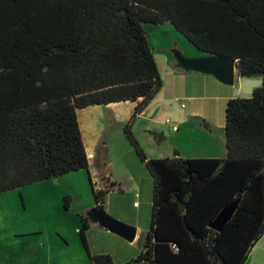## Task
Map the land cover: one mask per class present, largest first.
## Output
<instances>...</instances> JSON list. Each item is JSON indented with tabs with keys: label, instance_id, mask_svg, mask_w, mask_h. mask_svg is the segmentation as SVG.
<instances>
[{
	"label": "trees",
	"instance_id": "trees-1",
	"mask_svg": "<svg viewBox=\"0 0 264 264\" xmlns=\"http://www.w3.org/2000/svg\"><path fill=\"white\" fill-rule=\"evenodd\" d=\"M165 24L203 55L235 59L240 76L261 78L250 97L227 102L224 158L174 150L153 159L134 136L163 87L145 28ZM122 102L137 103L123 130L152 178L150 228L135 261L246 264L264 236V0H0V193L89 171L79 112ZM90 184L96 210L109 191ZM82 222L90 259L114 264L90 254Z\"/></svg>",
	"mask_w": 264,
	"mask_h": 264
},
{
	"label": "rangeland",
	"instance_id": "rangeland-1",
	"mask_svg": "<svg viewBox=\"0 0 264 264\" xmlns=\"http://www.w3.org/2000/svg\"><path fill=\"white\" fill-rule=\"evenodd\" d=\"M145 30L164 80L167 78L169 63L161 53L169 51L174 55V49L188 57L203 55L171 24L147 25ZM236 78L233 90L240 87L239 76ZM244 81H257V86H262L260 77L244 78ZM251 95L252 91L249 94L243 91L240 98H248ZM182 103L187 104L186 101ZM104 111L97 115L95 125L103 128L101 131L104 133L105 147L100 149L105 148L106 156L100 154L99 157L97 154L95 159L92 157L91 168L93 171L98 168L109 172L107 176L110 177V182H117V187L113 188L114 191L106 195L99 205L115 220L136 228L139 238L131 243L96 226L89 227L86 237L92 250L96 248L105 254L113 255L114 264H120L122 257H128L132 264H142L135 260L141 251L139 241L150 228L152 178L127 139L123 130L125 124L108 117L109 111H105L104 116ZM82 112L83 110L80 111ZM133 133L149 158L160 155V150L153 147L156 142L153 135L149 140L147 133L139 128ZM131 176L137 180V186H134ZM97 181L99 186H102V177H97ZM66 197L68 201H65ZM94 206L96 201L86 170L67 174L50 182L0 193V264H34L37 260L36 250L48 252L49 248L52 249H49V253L53 256L49 264H94L87 256L79 234L83 225L82 217L88 218V213ZM24 234L35 235L23 237ZM64 238L68 245L62 248L59 245ZM261 241H264V236L249 255L248 261L250 260L251 264H264V248H261Z\"/></svg>",
	"mask_w": 264,
	"mask_h": 264
},
{
	"label": "crops",
	"instance_id": "crops-1",
	"mask_svg": "<svg viewBox=\"0 0 264 264\" xmlns=\"http://www.w3.org/2000/svg\"><path fill=\"white\" fill-rule=\"evenodd\" d=\"M161 55L164 56L169 63L166 72L167 78L164 80L161 74L163 87L152 103L137 117L133 126V131L136 128L145 131L148 135V139L152 137V133H161L164 135V142L161 144L155 142L153 145L154 148L160 150V155L153 159L173 157L174 150L178 151L180 155L185 158L221 159L226 157L225 127L227 102L232 98H240L241 92L243 91H246L248 94L251 93V91L253 92V90L258 87L257 85H259V83L257 81L246 83L244 77L240 76L238 73L240 87L239 89L235 88L233 90L232 88H234L235 85L227 86L212 75L181 69L174 55L169 53V51H166V53L163 52ZM181 101H186L187 104L185 105V103ZM136 105V102H122L108 106H90L83 109V115L79 112L82 137L89 157L88 178L89 181H92L93 188L96 191L108 190V195L114 191L113 188L117 187V182H110V177L108 178L107 176L109 172L99 170L98 168L93 171L91 168L92 157L95 159L97 154L99 157L100 154H105L106 156L105 148L103 150L100 149V147H105V143L104 133L101 131L103 128L101 129L95 125L97 115L103 110L109 111L110 114L108 117L115 120L118 119L126 124L132 117ZM167 120H170L171 124H168ZM172 126H177L178 129L174 130ZM97 177H102V186H99ZM50 181L51 180L42 182ZM131 181L134 183V186L135 184L137 186L135 177L133 178L131 176ZM96 206H94V208ZM92 211L93 210L88 213L89 227L96 226L102 228ZM97 211L104 212L101 206L97 208ZM102 229L106 230L104 228ZM29 235L35 234H24L23 237ZM138 238L139 236L136 229L135 238L131 243L136 242ZM64 239L62 240V244L60 243L59 245L62 248L68 245V241ZM261 246V248H264V241H261ZM83 248L85 249L84 245ZM49 249L52 250L51 248ZM49 249L48 252H44L42 249H38L39 251L36 250L35 258H37V260L34 264L51 263L53 256L49 253ZM88 249L92 255L105 254V252L96 250V248L92 250L89 244ZM85 252L89 257L86 249ZM111 256L115 261L114 256ZM122 258L120 264H132L128 257ZM246 264H251L250 260L247 261Z\"/></svg>",
	"mask_w": 264,
	"mask_h": 264
},
{
	"label": "water",
	"instance_id": "water-1",
	"mask_svg": "<svg viewBox=\"0 0 264 264\" xmlns=\"http://www.w3.org/2000/svg\"><path fill=\"white\" fill-rule=\"evenodd\" d=\"M174 57L179 67L186 71L201 72L214 76L217 80L227 86H234L236 75L239 69L236 60L219 54H206L199 57H188L178 50H173ZM236 208V204L226 206L216 218L212 227L216 230H221L223 226L230 220ZM99 225L128 241H133L136 235V228L125 225L118 220H115L107 213L93 210Z\"/></svg>",
	"mask_w": 264,
	"mask_h": 264
},
{
	"label": "built area",
	"instance_id": "built-area-1",
	"mask_svg": "<svg viewBox=\"0 0 264 264\" xmlns=\"http://www.w3.org/2000/svg\"><path fill=\"white\" fill-rule=\"evenodd\" d=\"M167 123H168V124H171V121H170V120H167ZM172 128H173L174 130H177V129H178L177 126H172Z\"/></svg>",
	"mask_w": 264,
	"mask_h": 264
}]
</instances>
